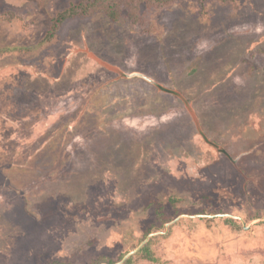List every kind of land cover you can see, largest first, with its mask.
Here are the masks:
<instances>
[{
	"label": "rangeland",
	"instance_id": "rangeland-1",
	"mask_svg": "<svg viewBox=\"0 0 264 264\" xmlns=\"http://www.w3.org/2000/svg\"><path fill=\"white\" fill-rule=\"evenodd\" d=\"M93 1L0 0V264H264V0Z\"/></svg>",
	"mask_w": 264,
	"mask_h": 264
},
{
	"label": "trees",
	"instance_id": "trees-1",
	"mask_svg": "<svg viewBox=\"0 0 264 264\" xmlns=\"http://www.w3.org/2000/svg\"><path fill=\"white\" fill-rule=\"evenodd\" d=\"M112 1H117V0H94L93 1V4L95 5H92V7H96L97 4H99L100 2L102 3H105V2H112ZM148 2H152L156 5H164V4H168L167 2H170L171 0H146ZM81 9V13L82 14H85V11H86V7L83 5V4H80V5H76V6H70L68 7L67 9L63 10L62 12L58 13L56 17H54L52 19V24H51V27L48 31V33L46 34V40H50L55 32L59 29L60 25L69 17L75 15L78 13V10ZM156 89L160 92H164L166 94H171V95H175L178 97L177 93L173 92V91H170L168 89H165L163 88L162 86L160 85H155ZM182 100V99H181ZM183 101V100H182ZM186 108V111L194 118V116L192 115L191 113V108L190 106L188 105V103L186 101H183L182 102ZM195 119V118H194ZM195 126L198 128V131L200 132L199 134L204 138V134L200 128V125L199 123L197 122V120H193ZM206 142H208L206 139H205ZM213 146L216 148L217 151H219L220 153L227 155V153L219 148L217 145L213 144ZM147 249H148V245H146L144 248H143V251H146L147 252ZM148 258V257H146ZM149 260L151 261H154V259L151 257V258H148Z\"/></svg>",
	"mask_w": 264,
	"mask_h": 264
}]
</instances>
